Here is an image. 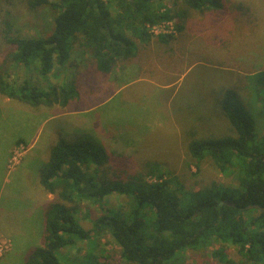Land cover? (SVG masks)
<instances>
[{"label":"rangeland","instance_id":"1","mask_svg":"<svg viewBox=\"0 0 264 264\" xmlns=\"http://www.w3.org/2000/svg\"><path fill=\"white\" fill-rule=\"evenodd\" d=\"M103 1L115 17V5ZM151 1L156 11L165 7L187 14L181 34L174 21L166 28V34L176 36L174 44L160 47V34L148 25L150 43L128 31L137 47L135 55L119 60L109 73L93 68L88 76L91 51L79 47L74 52L80 56L73 58L76 65L56 68L44 77L38 61L35 71L12 61L14 49L7 39L48 37L57 11L50 6L32 11L24 0H1L0 75L12 84L30 80L43 91L55 83H69L78 87L79 95L61 107L32 106L0 94V264H25L44 245L46 212L57 195L42 187L40 171L54 136L99 142L107 152L124 156L121 166L128 172H145L146 164L159 162L184 182L187 191L214 184L238 187V169L223 173L208 158L197 162L189 144L233 135L221 108L227 90L235 91L249 110L255 107L257 89L264 91V0H223L227 8L220 15L190 10L182 0ZM261 112L258 122H264ZM128 202L118 195L98 204L83 201L76 216L91 229L93 220L109 211H128ZM217 253L243 264L239 248L217 241L185 252L182 264H224ZM57 256L63 264H126L110 234L93 236Z\"/></svg>","mask_w":264,"mask_h":264},{"label":"trees","instance_id":"2","mask_svg":"<svg viewBox=\"0 0 264 264\" xmlns=\"http://www.w3.org/2000/svg\"><path fill=\"white\" fill-rule=\"evenodd\" d=\"M182 1L197 12L220 15L227 8L223 0ZM24 2L32 11L49 6L57 11L48 37L7 39L14 49L12 61L28 69L34 67V71L38 61L44 77L56 68L76 65L73 58L80 57L74 54L79 47L91 51L88 76L93 68L107 74L119 60L135 55L137 47L128 31L149 44V27L174 21L177 34H181L187 19V14L178 10L164 7L156 11L151 0H110L118 12L115 17L103 0ZM157 40L160 47L168 46L176 36L159 35ZM54 86L43 91L30 80L12 84L0 75V94L20 103L67 107L79 95L76 85ZM253 102L254 111L235 91L227 90L221 108L233 135L189 144L190 155L197 162L208 158L223 173L238 169L237 188L214 184L187 191L184 182L159 162L146 164L145 172H128L121 166L124 156L107 152L99 142L54 136L40 182L57 200L46 212L44 245L36 248L25 264H63L57 256L61 250L78 248L79 243L105 234L113 237L126 264H182L185 252L207 248L214 241L239 248L243 264H264V122L257 119L262 118L264 91L260 87ZM148 177L155 182H149ZM114 195L125 197L129 210L109 211L86 229L76 216L79 203L98 204ZM216 255L221 263L233 264L221 253Z\"/></svg>","mask_w":264,"mask_h":264},{"label":"built area","instance_id":"3","mask_svg":"<svg viewBox=\"0 0 264 264\" xmlns=\"http://www.w3.org/2000/svg\"><path fill=\"white\" fill-rule=\"evenodd\" d=\"M170 23H171V21H169V23L163 22V23H161L159 25H155V26H151V27H153V29H154V31L156 32L157 35L158 34L163 35V34L167 33L166 28L170 26Z\"/></svg>","mask_w":264,"mask_h":264}]
</instances>
